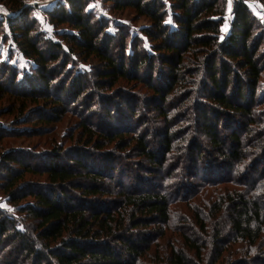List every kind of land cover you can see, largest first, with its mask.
I'll use <instances>...</instances> for the list:
<instances>
[{
	"label": "trees",
	"instance_id": "obj_1",
	"mask_svg": "<svg viewBox=\"0 0 264 264\" xmlns=\"http://www.w3.org/2000/svg\"><path fill=\"white\" fill-rule=\"evenodd\" d=\"M91 1L42 11L59 41L6 1L29 65L0 60V142L45 139L0 148V264H264L263 27L244 0L223 39L227 0H102L150 25L111 34Z\"/></svg>",
	"mask_w": 264,
	"mask_h": 264
},
{
	"label": "rangeland",
	"instance_id": "obj_2",
	"mask_svg": "<svg viewBox=\"0 0 264 264\" xmlns=\"http://www.w3.org/2000/svg\"><path fill=\"white\" fill-rule=\"evenodd\" d=\"M6 1L7 0H4V1L0 0V19L1 18L5 19L7 16H15V14H12L10 12L11 7ZM60 1L62 0H22V2L25 5L33 8V11L31 14H33V17H35V19L37 20L38 26L43 32V34L47 36L48 38L50 37L52 39L56 38V41L57 40L59 41L57 34H64L68 32L67 27H57V28L53 27L48 22V20L45 18L42 11L48 10L49 8L55 6ZM232 2L233 0H227V4H226L227 10L223 17V25L220 28V32H221L220 38L221 39H223L222 38L223 35H225L226 32L230 28V24H231L230 22L232 18V8H231ZM244 3L247 5L249 9H251L254 17H256L257 21L260 23V26L263 27L264 29V7H262L261 3L258 0H244ZM86 8L88 12L92 14V17H93L92 20L102 19L103 22L105 21L109 22L110 28L108 32H110L111 34L116 32L115 28H118L123 25L125 27H129L127 31H129V33L132 31L133 34L135 33V35H137L138 30H140L141 28L147 29L150 27L147 20H145V18L143 17H140L139 14H136L134 11L132 10L117 11L112 6H110L108 2H104L102 0H92L90 3H88ZM5 25L6 24L2 26H5ZM5 30H6L5 32H7V29ZM4 36L5 35L0 34V60L2 62L4 61L6 62V60H8V62H10L12 65L17 66L19 68L24 67V66L26 67L27 64L29 65V61L24 59L22 56H20L15 44H12L10 40H6V42L4 41L5 40ZM63 44H65V42H63ZM9 50H11V53L13 54L11 60H9V57H8ZM85 66H89V65L85 64ZM95 66H98V64H95ZM259 81H260L259 90L263 91L264 90V74ZM139 87H142V86L140 85L137 86V88ZM137 91H141V88L137 89ZM14 108L15 106H14L13 98H11V96L6 95L2 97V99L0 100V114H4L7 111H10L11 109H14ZM73 116L74 115L70 113L66 114V116L62 119L61 123L55 126L54 128L56 130L55 134L60 133V136H61V134H64V132H67L69 129L74 127L75 120L73 119ZM8 119H12L11 115H8L7 117L3 115L0 116V124L4 123V120H8ZM44 139L45 137L38 138V139L33 138L31 140L27 138L26 139L25 138L23 139L8 138V140H4L0 142V148L3 147L7 149L8 147H12V146H14L15 148H23L24 147L23 145H26V144L33 145L38 142L42 144L44 142L43 141ZM159 180H160L159 177L154 179V181L158 183H159ZM179 192L180 191H176L175 193L176 196L179 194ZM0 206L6 208L9 212L13 211L12 206L6 203V199L2 195H0ZM179 212H182V211L178 210L177 207H172V213H171L172 218H173L172 221H175L174 223L176 224L182 221V219L180 218Z\"/></svg>",
	"mask_w": 264,
	"mask_h": 264
}]
</instances>
